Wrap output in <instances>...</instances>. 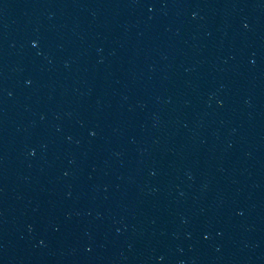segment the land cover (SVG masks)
Segmentation results:
<instances>
[{"label":"water","instance_id":"95a60500","mask_svg":"<svg viewBox=\"0 0 264 264\" xmlns=\"http://www.w3.org/2000/svg\"><path fill=\"white\" fill-rule=\"evenodd\" d=\"M0 264H264V0H0Z\"/></svg>","mask_w":264,"mask_h":264}]
</instances>
